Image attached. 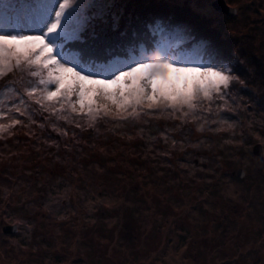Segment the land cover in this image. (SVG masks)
<instances>
[{
  "label": "rangeland",
  "instance_id": "1",
  "mask_svg": "<svg viewBox=\"0 0 264 264\" xmlns=\"http://www.w3.org/2000/svg\"><path fill=\"white\" fill-rule=\"evenodd\" d=\"M227 1L236 15L212 17L231 49L224 43L229 56L212 60L233 69V79L228 95L213 93L194 109L150 110L144 101L121 110L93 95L92 120L75 95L46 99L55 81L42 66L13 59L0 72V179L8 180L0 185V264H264V0ZM53 2L0 0V14L17 11L29 35ZM94 2L110 6V22L120 17L118 32L145 27L144 17L130 22L139 0ZM146 2L173 12L191 5ZM78 134L85 146L94 142L73 158L80 167L71 161L69 175L63 167L52 174L62 163L44 159L47 150L61 154ZM13 225L16 232H4Z\"/></svg>",
  "mask_w": 264,
  "mask_h": 264
},
{
  "label": "snow or ice",
  "instance_id": "2",
  "mask_svg": "<svg viewBox=\"0 0 264 264\" xmlns=\"http://www.w3.org/2000/svg\"><path fill=\"white\" fill-rule=\"evenodd\" d=\"M108 7L94 0H54L39 25L27 29L32 33L29 35L22 34L25 29L18 16L0 14V72L10 70L13 59L17 66L22 60L42 66L55 81L46 99L58 101L75 95L81 110L87 105L92 120L99 112L92 107L93 95L110 100L121 110L144 101H148L150 110H156V105L194 109L201 100H211L213 93L221 98L228 95L222 90L229 89L233 69L215 60L186 58L167 42L158 45L151 56L147 49L134 59L116 56V49L126 42L127 32H118L119 16L111 22L107 19ZM149 27L162 32L165 25L157 19ZM85 35L87 59L65 53L64 42L80 41ZM189 39L185 37L182 42ZM20 103H24L23 97ZM15 110L20 111L18 107ZM4 127L0 124V130Z\"/></svg>",
  "mask_w": 264,
  "mask_h": 264
},
{
  "label": "trees",
  "instance_id": "3",
  "mask_svg": "<svg viewBox=\"0 0 264 264\" xmlns=\"http://www.w3.org/2000/svg\"><path fill=\"white\" fill-rule=\"evenodd\" d=\"M146 1L151 0H139L140 3H135V7L137 8V10H133L136 8H132V15H134V18H130L132 20L130 22H134V27L138 24V18H146L145 27L142 29L138 28V30H133L134 28H132L130 32L126 31V42L123 47L116 49V56L121 58L128 57L134 59L138 56L144 55L145 49H147L148 55H152L158 45L163 44L167 41L165 40V36L172 37L173 35L176 36L179 33L184 34L185 37L190 36L192 39L187 40V42H182L185 37L181 38V36L180 38H176L170 44V46L174 47V45L179 43V47L177 48V46H175L174 49L176 52H178L179 49L183 50L180 55L185 56L186 58L194 60H212V58H217L220 56L222 57V59L229 56L228 50L226 49L224 44L226 42H223V38V40L221 39L222 34L218 33L219 31L216 28V21L212 17V13H217V15L219 14L224 19L226 18V20H229L231 18L225 12L215 9L212 6V3L210 4L209 2H207L206 4L201 5L200 3H192V0H190L191 5L187 4V8L185 10L178 6L179 9L175 10L174 13L168 8L166 2H160L156 4H154L153 2L152 7H150L149 4H146ZM227 3L228 5L233 6V3L231 4L228 1ZM118 4L119 3H117V5ZM195 5L197 6V9L195 8ZM173 8H175V6H173ZM16 13L17 11L12 13L13 17H17ZM127 13H129V8L125 10V17L127 16ZM130 14L131 13H129L128 17L130 16ZM157 19H160L164 22L165 27L162 32L154 31L149 27V25ZM213 34L219 37H214L212 36ZM84 39H88V35H85ZM225 41H227V39ZM230 44L231 43H226L227 47L231 49ZM86 49L87 46L84 44V40L73 41L71 43L66 44L64 47V51L68 54L82 55L85 59H87L88 57ZM224 55H226V57H223ZM262 72H264V70L261 71V76L262 74H264ZM83 142L84 139H82V134H78L77 138H71L70 140L64 142L65 145L61 148V150L63 151L61 154H57V151L59 149L49 148L47 150V155L44 156V159H48V156L50 155L57 156V161L62 163L56 164L54 162V165L51 168L52 174L54 173L53 169H58L61 167L65 168V166L70 165L71 161L73 163L71 169H76L78 166L80 167L81 163L77 160H73V158L76 159L81 154H86L88 149H90L91 147L89 145H92L94 143L91 141L88 146H85L84 144H82ZM60 145L58 143V146ZM28 171H31V169H29ZM65 171L66 175L70 174V169L67 170L65 168ZM40 173H42V171H40ZM2 174L3 172L0 171V175ZM26 175L29 176V174L27 173ZM7 181L8 180L4 178V176H2V179H0V185L7 183ZM22 181H25V178H23ZM46 200L47 199L43 200V204L46 202ZM75 211L76 206L74 211L72 212ZM45 217L52 218L51 214L46 212ZM36 223L41 225V221L39 220Z\"/></svg>",
  "mask_w": 264,
  "mask_h": 264
},
{
  "label": "water",
  "instance_id": "4",
  "mask_svg": "<svg viewBox=\"0 0 264 264\" xmlns=\"http://www.w3.org/2000/svg\"><path fill=\"white\" fill-rule=\"evenodd\" d=\"M212 6L219 11L225 12L230 17L235 16L238 12V9L236 7L228 5L227 0H215L214 2H212ZM233 174L238 177H243L245 175V170L242 168H238L233 172ZM3 230L4 232L11 231L14 233L18 230V226H5Z\"/></svg>",
  "mask_w": 264,
  "mask_h": 264
}]
</instances>
